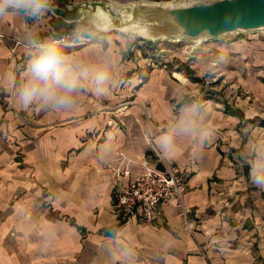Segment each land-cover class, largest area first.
<instances>
[{
    "label": "crops",
    "instance_id": "0c3cea01",
    "mask_svg": "<svg viewBox=\"0 0 264 264\" xmlns=\"http://www.w3.org/2000/svg\"><path fill=\"white\" fill-rule=\"evenodd\" d=\"M75 1L0 12V32L23 42L15 61L0 40V264H264V119L200 96L192 73L145 56L149 43L78 22L83 42L57 47L72 105L21 100L35 44L66 30ZM148 136L187 181L189 228L174 197L152 222L112 209L106 162L128 166L129 183Z\"/></svg>",
    "mask_w": 264,
    "mask_h": 264
},
{
    "label": "water",
    "instance_id": "95a60500",
    "mask_svg": "<svg viewBox=\"0 0 264 264\" xmlns=\"http://www.w3.org/2000/svg\"><path fill=\"white\" fill-rule=\"evenodd\" d=\"M101 33L119 31L147 42L187 40L193 49L229 34L264 30V0H79L67 3Z\"/></svg>",
    "mask_w": 264,
    "mask_h": 264
},
{
    "label": "rangeland",
    "instance_id": "374dc122",
    "mask_svg": "<svg viewBox=\"0 0 264 264\" xmlns=\"http://www.w3.org/2000/svg\"><path fill=\"white\" fill-rule=\"evenodd\" d=\"M127 35L142 40L134 34ZM149 45L152 48L145 49V56L183 77L192 73L195 81L190 79V82L200 96L238 105L246 110L247 116L254 115L258 123L264 119V30L229 34L204 42L195 49L187 40L158 41Z\"/></svg>",
    "mask_w": 264,
    "mask_h": 264
},
{
    "label": "built area",
    "instance_id": "2783aa9c",
    "mask_svg": "<svg viewBox=\"0 0 264 264\" xmlns=\"http://www.w3.org/2000/svg\"><path fill=\"white\" fill-rule=\"evenodd\" d=\"M0 40L8 44L16 61L15 53L22 41L0 32ZM83 42L81 35L75 30H65L45 44L57 47L77 46ZM150 150L140 160L143 171L137 174L129 183L122 181V177L129 175L131 170L128 166L114 165L106 162V165L115 172L116 185L113 190L112 209L125 219L138 217L146 222H152L159 206L165 204L174 197L179 207V215L183 219L185 228H189L188 208L185 196L188 190L187 181L179 165L168 160L157 148L148 136ZM123 159H126L123 156ZM129 162V161H127Z\"/></svg>",
    "mask_w": 264,
    "mask_h": 264
},
{
    "label": "clouds",
    "instance_id": "9594fccd",
    "mask_svg": "<svg viewBox=\"0 0 264 264\" xmlns=\"http://www.w3.org/2000/svg\"><path fill=\"white\" fill-rule=\"evenodd\" d=\"M7 6L23 10L29 16L41 15L47 8L46 0H0V12ZM35 46L39 49V54L31 64L35 80L21 91V100L27 104L34 98H39L42 102L57 107L71 106L73 103L71 93L76 88V82L66 78L60 70L63 62L62 53L52 45ZM50 80L62 90L61 94H58L57 88L50 86ZM39 82H43V87Z\"/></svg>",
    "mask_w": 264,
    "mask_h": 264
},
{
    "label": "trees",
    "instance_id": "16d2710c",
    "mask_svg": "<svg viewBox=\"0 0 264 264\" xmlns=\"http://www.w3.org/2000/svg\"><path fill=\"white\" fill-rule=\"evenodd\" d=\"M75 23H70L67 25L66 30H70L72 27H74ZM150 44L153 42H149Z\"/></svg>",
    "mask_w": 264,
    "mask_h": 264
}]
</instances>
